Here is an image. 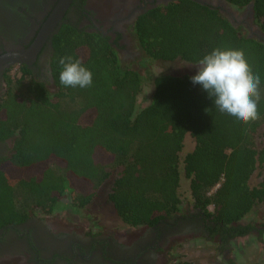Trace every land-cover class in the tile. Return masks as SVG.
I'll return each mask as SVG.
<instances>
[{
	"label": "trees",
	"instance_id": "1",
	"mask_svg": "<svg viewBox=\"0 0 264 264\" xmlns=\"http://www.w3.org/2000/svg\"><path fill=\"white\" fill-rule=\"evenodd\" d=\"M225 1L238 9L253 4L264 34V0ZM135 33L152 61L198 65L217 47L242 49L261 78V118L244 124L216 109L192 83L195 74L147 76L125 64L107 37L63 24L52 38L53 91L23 68L0 99V141L14 140L0 158V230L34 211L55 212L68 194L84 209L104 188L127 227L198 217L203 223L194 229L222 252L257 230L243 220L264 206V42L194 0L150 9ZM65 55L91 70V87L60 84L58 58ZM147 83L153 93L138 109ZM187 135L195 146L183 154ZM259 169L261 181L252 186ZM186 202L195 214L180 216Z\"/></svg>",
	"mask_w": 264,
	"mask_h": 264
},
{
	"label": "flooded vegetation",
	"instance_id": "2",
	"mask_svg": "<svg viewBox=\"0 0 264 264\" xmlns=\"http://www.w3.org/2000/svg\"><path fill=\"white\" fill-rule=\"evenodd\" d=\"M173 1L72 0L63 19L47 38L35 60L29 64H18L6 59V56L27 50L34 44L59 0H0V99L7 91L9 79L20 77L23 68L53 91L50 69L52 38L63 24L102 34L117 49L120 58L123 52L127 57L122 59L133 63L138 53L133 55L123 48H131L135 40L139 45L135 33L138 17L150 9ZM194 1L218 9L236 28L244 25L251 33L249 37L261 40L258 38L261 29H254L255 18L251 4L236 8L242 12V19H238L225 9L222 4L225 0ZM24 58L29 59L27 56ZM13 143L12 138L0 141V158L10 153ZM178 218L157 227H137L143 229L138 236L129 241L116 240L115 243L111 238L84 240L70 225L48 226L31 214L26 222L0 230V235L4 237L0 240V264H157L160 262L159 256L149 254L148 250L156 248L157 243L168 239L176 231H192L198 223H203L198 217L185 220Z\"/></svg>",
	"mask_w": 264,
	"mask_h": 264
},
{
	"label": "rangeland",
	"instance_id": "3",
	"mask_svg": "<svg viewBox=\"0 0 264 264\" xmlns=\"http://www.w3.org/2000/svg\"><path fill=\"white\" fill-rule=\"evenodd\" d=\"M222 4L236 18L242 19V12L238 11L236 7L225 1H222ZM254 24V29L257 30L259 26L256 21H254ZM239 28L246 36H251V33L244 25ZM132 34L135 36L134 33ZM261 41L264 42L262 39ZM123 49L130 51L133 55L138 53L135 55V59L132 60L133 63H130L128 59H125V61L122 59L127 57V54L122 52L121 59L123 62L125 64H132L140 73L147 76L197 73L198 65L179 61H152L147 59L136 40L131 48L126 47ZM152 93V84H145L138 99V109H141L149 103ZM262 131L263 127L260 132ZM258 142L259 144L262 143L261 138H259ZM194 146V139L190 135H187L184 141L183 154L191 151ZM261 177V171L259 169L251 178L250 185L254 186L258 184L261 181ZM106 195L107 188H104L100 192V195L88 207L77 209L73 206L71 194H68L63 200V205L55 212L46 215L39 211H34L33 216L48 226L49 224L58 226H61L60 224L70 225L77 230L78 236L84 240L96 237L103 239L111 238L116 243V240L121 241L125 239L124 241H129L138 236L143 229L125 226L115 209L107 202ZM184 206L185 211L180 216H191L195 214V211L189 206L188 202ZM263 222L264 206H256L253 213L249 214L243 220V223L256 225L258 226L257 230L249 236L235 239L231 247L224 252L218 250V245L215 240L204 238L195 229L185 232L176 231L168 239L165 238L163 241L157 243L155 245L156 248L148 250L147 252L159 256L160 262H157V264H251L253 262L264 261V232H262L263 229L261 226ZM1 239L3 240L4 237L0 235ZM11 264L15 263L12 262Z\"/></svg>",
	"mask_w": 264,
	"mask_h": 264
},
{
	"label": "clouds",
	"instance_id": "4",
	"mask_svg": "<svg viewBox=\"0 0 264 264\" xmlns=\"http://www.w3.org/2000/svg\"><path fill=\"white\" fill-rule=\"evenodd\" d=\"M59 82L68 88H88L93 73L72 55L58 58ZM214 99L216 109L248 124L259 120L261 78L253 71L242 49L217 47L199 60L197 73L191 77Z\"/></svg>",
	"mask_w": 264,
	"mask_h": 264
},
{
	"label": "water",
	"instance_id": "5",
	"mask_svg": "<svg viewBox=\"0 0 264 264\" xmlns=\"http://www.w3.org/2000/svg\"><path fill=\"white\" fill-rule=\"evenodd\" d=\"M71 1L72 0H59L58 6L51 14L49 20L45 23L42 31L40 32L34 44L27 50H24L22 52H14L12 54L7 55L6 59L18 64H29L33 60H35L37 53L39 52L43 44L46 42L47 38L56 30L57 26L63 19L64 14L67 8L69 7ZM258 38L264 40V34L261 30L258 33ZM24 56H27L29 59L27 60L26 58H24Z\"/></svg>",
	"mask_w": 264,
	"mask_h": 264
}]
</instances>
